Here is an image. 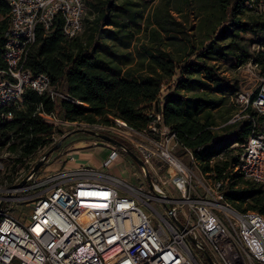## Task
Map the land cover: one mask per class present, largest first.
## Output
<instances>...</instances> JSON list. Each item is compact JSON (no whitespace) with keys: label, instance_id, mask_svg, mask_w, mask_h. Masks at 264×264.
Listing matches in <instances>:
<instances>
[{"label":"built area","instance_id":"2783aa9c","mask_svg":"<svg viewBox=\"0 0 264 264\" xmlns=\"http://www.w3.org/2000/svg\"><path fill=\"white\" fill-rule=\"evenodd\" d=\"M6 2L10 28L3 55L6 69L0 70V115L10 121L9 110L23 108L25 90L52 100L59 96L48 75H34L25 67L27 57L38 28L50 32L57 18L63 22L65 38L79 35L85 6L84 0ZM166 91L164 86L158 102ZM232 102L238 112L214 129L247 121L251 132L243 144L231 146L238 161L230 174L264 187V73L252 90H241ZM159 105L151 103L149 122L142 129L120 118L96 128L125 142L146 166L160 161L168 181L153 183L151 190L141 182L122 181L109 167L123 158L118 148L105 142L110 153L100 167H69L80 149L66 152L40 172L0 186V264H205L192 238L216 264H264V216L231 206L222 193L223 181L201 173L191 151L186 150L188 163L181 161L176 136L155 108ZM38 116L52 131L75 125L41 107ZM167 184L179 198L165 192ZM142 205L154 218L142 211Z\"/></svg>","mask_w":264,"mask_h":264},{"label":"trees","instance_id":"16d2710c","mask_svg":"<svg viewBox=\"0 0 264 264\" xmlns=\"http://www.w3.org/2000/svg\"><path fill=\"white\" fill-rule=\"evenodd\" d=\"M260 1L159 0L153 7V0H84L81 34L65 38L60 18L48 33L38 28L25 67L34 75H48L59 96L52 100L25 90L23 108L10 109V121L0 115V149L15 156L9 158V171L25 165L28 174L34 165L24 160L50 142L52 129L40 120V107L60 120L110 123L120 118L142 129L155 102L176 136V155L188 159L186 150L191 151L201 173L223 181L222 193L231 206L264 216V187L230 174L238 161L231 146L246 141L250 124L214 129L231 117L232 99L241 91L237 80L216 65L232 59L238 67L253 58L241 34H251L252 43L264 48V17L242 18ZM9 12L6 0H0V70L6 69ZM191 18L197 21L194 29ZM257 57L256 62H264V52ZM164 86L167 91L158 102Z\"/></svg>","mask_w":264,"mask_h":264},{"label":"rangeland","instance_id":"374dc122","mask_svg":"<svg viewBox=\"0 0 264 264\" xmlns=\"http://www.w3.org/2000/svg\"><path fill=\"white\" fill-rule=\"evenodd\" d=\"M158 1L159 0H153L152 2L153 7L158 3ZM86 14H87V10L84 7V16ZM248 16L264 17V0H261L258 3V5L255 7V9L247 12L244 16H242V18L246 19ZM196 25H197V21L194 18H191V20L189 21V27L191 26L194 29ZM194 34L198 39L199 35H197L195 32ZM240 36L242 37L241 43L247 46L248 52L253 55V58L248 59L244 64L239 65L238 67H235L233 65L234 62L232 61V59L224 60L221 63H218L216 66L220 69L222 74H224L230 79L237 80L239 86L241 87V90H252L255 87L260 75L264 73V62L262 63L256 62V60L258 59L257 57L258 52H264V48H261L258 45L252 43L253 37L251 34L245 33V34H241ZM192 59L194 60L195 56H192ZM232 106L234 110L232 112L231 117L238 112V108L234 104H232ZM96 120H99V119H96ZM64 121H67L68 123L71 122L69 120H64ZM74 123L75 125L69 124V125L62 127L59 130L52 131L48 146L38 149L33 156L26 158L24 160L25 164L27 163L29 165H35L41 159V157L50 148H52L55 144H57L59 141H62L61 146L55 152L49 155L47 161L42 165V167L46 166V164L54 163L57 158H59L66 152H70V151L77 150V149H83V148L88 147L89 145L94 147L97 143H101V144L104 143L103 141H101L95 136H90L86 133L81 134V132L76 133L75 132L76 130H90L98 134H105L111 138L116 139L110 134H107L96 128V127L108 125L109 123H106V122L100 123L98 121L94 123H89V122H74ZM225 123L221 121L219 124L221 126ZM53 138L56 139V142H53ZM116 140L121 142L118 139ZM109 153H110V149L106 147H101V148L99 147L97 148V150H95V154L100 159H103V160H106L108 158ZM233 154H237L236 149ZM121 156L123 158V161L121 162V164H116V165L112 164L109 167V170L113 172L116 176H118L122 181H128L132 184H137L138 182H141L142 183L141 186L145 187V189L151 190L148 184L146 183L144 171L127 154H125V156L124 155H121ZM9 158H15V156H13V154H10L6 150V148L0 149V162H2L4 165V169H0V186L14 185L15 183H17V180L24 177L25 165L23 164L24 166L22 167L20 165H17L16 171H9L10 169L9 165L11 164V161H10L11 159ZM180 159L181 161L188 163V159L186 157L180 158ZM56 167L57 166H54L52 168H56ZM41 168L37 172H40ZM147 169L150 174L152 184L155 182H158L159 180L168 181L169 176L167 175L165 171L164 165L160 161L155 160L154 162H152L151 166H147ZM163 189L165 190L166 193H173L174 194L173 196L175 198L180 197L179 194L175 192L173 186L170 184L163 186ZM152 205L155 208L157 206V204L154 202H152ZM14 207L17 210H20V206H14ZM140 208L145 214L147 215L151 214L150 211L147 208H145V206L142 205L140 206ZM25 211L28 212L27 209H25ZM16 214L19 215V213H16ZM16 214L15 216H17ZM151 216L152 218H154L152 214Z\"/></svg>","mask_w":264,"mask_h":264},{"label":"water","instance_id":"95a60500","mask_svg":"<svg viewBox=\"0 0 264 264\" xmlns=\"http://www.w3.org/2000/svg\"><path fill=\"white\" fill-rule=\"evenodd\" d=\"M77 132H81V133H86L90 136H95L98 139H100L101 141L116 147L118 149H121L125 154H127L143 171L145 174V179H146V183L148 184L149 188L152 189L153 188V184L150 178V174L148 172L147 166L144 164V162L135 154L133 153L130 149H128L124 144H122L121 142L117 141L114 138L109 137L108 135L105 134H98L94 131H90V130H76ZM62 141H59L57 144H55L52 148H50L44 155H43V159L39 160L34 167L32 168V170L30 171L31 174H35L43 165L44 160L47 159L49 157L50 154H52L53 152H55L60 146H61ZM1 207H2V202H0V211H1ZM172 220L174 221V223L181 229V230H185L184 226L182 224H180L178 222V220L172 216ZM191 242L194 245H197L200 247L201 249V253L205 259V261L207 262V264H216L214 262V260L212 259V257L209 255V253L201 246L200 243H198V241L196 239H190Z\"/></svg>","mask_w":264,"mask_h":264},{"label":"crops","instance_id":"0c3cea01","mask_svg":"<svg viewBox=\"0 0 264 264\" xmlns=\"http://www.w3.org/2000/svg\"><path fill=\"white\" fill-rule=\"evenodd\" d=\"M101 147H106L101 143H97L94 147L88 146L86 148L80 149L77 151L75 158V162L73 164H70L69 167H76L78 165H91L94 167H100L102 162L104 161L103 159H100L96 154L95 150L97 148ZM108 148V147H106ZM78 150V149H77Z\"/></svg>","mask_w":264,"mask_h":264},{"label":"flooded vegetation","instance_id":"af4514ba","mask_svg":"<svg viewBox=\"0 0 264 264\" xmlns=\"http://www.w3.org/2000/svg\"><path fill=\"white\" fill-rule=\"evenodd\" d=\"M82 134V133H81Z\"/></svg>","mask_w":264,"mask_h":264}]
</instances>
